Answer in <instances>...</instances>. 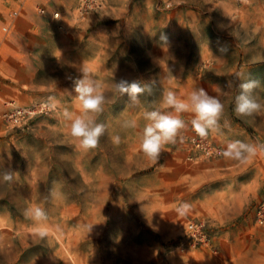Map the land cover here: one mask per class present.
<instances>
[{"label":"rangeland","instance_id":"374dc122","mask_svg":"<svg viewBox=\"0 0 264 264\" xmlns=\"http://www.w3.org/2000/svg\"><path fill=\"white\" fill-rule=\"evenodd\" d=\"M85 68L106 95L114 79L152 85L141 108L127 94L105 107L108 130L89 151L62 117L76 113ZM238 73L264 100V0H0V172H14L0 179V264H264V227L247 215L264 196V156L189 160L190 126L155 161L140 149L142 110L163 91L216 95ZM235 94L212 142L264 144V115L237 117ZM40 105L26 124L6 116ZM126 119L138 127L122 129ZM33 205L47 221L25 218ZM189 222L204 224L208 245L192 244Z\"/></svg>","mask_w":264,"mask_h":264},{"label":"clouds","instance_id":"9594fccd","mask_svg":"<svg viewBox=\"0 0 264 264\" xmlns=\"http://www.w3.org/2000/svg\"><path fill=\"white\" fill-rule=\"evenodd\" d=\"M80 72V78L74 82L76 113L64 109L62 117L68 122L70 136L76 146L89 151L99 146L101 137L108 130V126L99 121L105 107L127 94L130 99L129 107L141 108L140 97L151 95L152 85L140 80L114 79L108 89L111 95H106L105 86L95 79L92 73L86 68ZM235 80L239 83L228 81L226 90L217 86L216 95H209L203 88L193 89L183 97L173 90L163 91L158 107L142 110V118L146 122L140 141L143 155L149 160H157L165 146L174 145L178 140L183 142V133L189 126L201 140H206L210 134L221 133V121L225 112L224 98L230 95L232 89L236 90L232 103L237 117L253 122L257 116L264 115V100L256 95V90L260 87L259 82L247 78L243 73H238ZM184 114L191 115L190 121L182 118ZM226 124L225 121L224 126ZM137 127V121L134 119H126L121 123L122 129ZM111 142L114 147H118L122 138L120 135H113ZM218 154L228 160L247 163L264 154V144L232 140ZM13 177V171L0 172V179L5 182H11ZM24 215L26 219L37 224L48 219L46 210L39 205L25 208ZM38 235L44 238L46 233L40 232Z\"/></svg>","mask_w":264,"mask_h":264},{"label":"built area","instance_id":"2783aa9c","mask_svg":"<svg viewBox=\"0 0 264 264\" xmlns=\"http://www.w3.org/2000/svg\"><path fill=\"white\" fill-rule=\"evenodd\" d=\"M38 11L41 14L44 13V9H39ZM45 109L46 106L44 105H40L39 108H36L35 110H27L26 108L22 107H13L8 115L9 121L17 125L22 123L26 124V122H28V120L32 118L34 114L41 113ZM187 142L189 148L193 151V154L188 158L189 160L194 158L214 159L221 156L218 153L220 150H222V148L212 142L210 135L206 140H201L191 129V127L187 136ZM261 155L264 156V154ZM247 215L250 217L251 223L254 227H264V196H262L261 199L255 203L252 208H250ZM204 227L205 226L202 223L197 224L194 222H189L187 224L186 230L192 244L208 245L210 243L211 239L207 235Z\"/></svg>","mask_w":264,"mask_h":264},{"label":"bare ground","instance_id":"6f19581e","mask_svg":"<svg viewBox=\"0 0 264 264\" xmlns=\"http://www.w3.org/2000/svg\"><path fill=\"white\" fill-rule=\"evenodd\" d=\"M9 105L11 106L12 104L10 103ZM22 108H23V107H22ZM9 113H10V112H9ZM9 113H7V115H6L7 117H8V115H9ZM8 120H9V117H8Z\"/></svg>","mask_w":264,"mask_h":264}]
</instances>
